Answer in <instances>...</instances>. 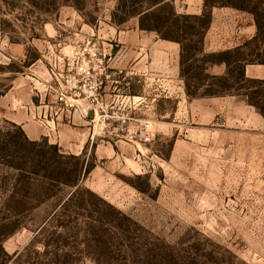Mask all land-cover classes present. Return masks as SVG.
Segmentation results:
<instances>
[{
  "label": "rangeland",
  "instance_id": "374dc122",
  "mask_svg": "<svg viewBox=\"0 0 264 264\" xmlns=\"http://www.w3.org/2000/svg\"><path fill=\"white\" fill-rule=\"evenodd\" d=\"M139 1L0 0V264H264V94L161 38L204 0ZM211 14L204 55L256 35Z\"/></svg>",
  "mask_w": 264,
  "mask_h": 264
},
{
  "label": "trees",
  "instance_id": "16d2710c",
  "mask_svg": "<svg viewBox=\"0 0 264 264\" xmlns=\"http://www.w3.org/2000/svg\"><path fill=\"white\" fill-rule=\"evenodd\" d=\"M144 0H140L142 2ZM160 2H165L164 0H160ZM136 5H138L136 3ZM152 6L148 9H144L143 6L136 8L132 13L134 16L140 19V28L142 30L157 32L151 26H147L144 21L150 18L156 17L158 9L155 8L153 10ZM138 7V6H137ZM214 7H229L234 10L248 13L252 15L255 26H256V35L252 39L251 43L248 45H244L234 50H226L219 53H211V54H203L204 49L199 50L195 48V45L199 44L192 40L195 37H201L207 30L208 26L212 21L211 9ZM157 9V10H156ZM156 11V12H155ZM169 16L171 17L172 25L169 32L161 34V38L167 41L176 42L181 46V64L184 65L186 63L187 56L194 59L198 55H203L202 61L205 63L210 62L214 66H224L226 68V73L223 75H215L211 76L210 79H213L217 84L218 89L208 88L207 96H221L230 89L227 86L229 81L228 77L233 74V70H238V76L235 79V85H254V88H251L255 91L254 94H264V80H256L250 79L246 75V68L252 65H264V48L258 46V44L264 45V4L263 0H204V10L203 13L199 16H189L183 14H177L175 9L171 7L168 11ZM169 20V19H168ZM170 21L168 23H170ZM204 30V32H202ZM189 41L190 44L186 45V42ZM193 44V45H191ZM254 46V51L249 52L250 54H246L244 49L249 48L250 46ZM263 52V53H262ZM212 59H216L212 62ZM209 78V77H207ZM242 88V87H241ZM239 91L240 88H237ZM249 94V99H252Z\"/></svg>",
  "mask_w": 264,
  "mask_h": 264
},
{
  "label": "crops",
  "instance_id": "0c3cea01",
  "mask_svg": "<svg viewBox=\"0 0 264 264\" xmlns=\"http://www.w3.org/2000/svg\"><path fill=\"white\" fill-rule=\"evenodd\" d=\"M248 68H253V66H251V67H248ZM248 68H247V71H248Z\"/></svg>",
  "mask_w": 264,
  "mask_h": 264
}]
</instances>
